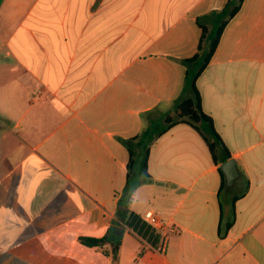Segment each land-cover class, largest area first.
<instances>
[{
  "label": "crops",
  "instance_id": "obj_1",
  "mask_svg": "<svg viewBox=\"0 0 264 264\" xmlns=\"http://www.w3.org/2000/svg\"><path fill=\"white\" fill-rule=\"evenodd\" d=\"M226 1L0 0V264H264V0L242 1L194 83L249 181L226 235L219 165L186 124L153 142L150 181L118 203L122 141L173 114L196 19ZM125 210L164 227L132 232ZM110 230L115 259L80 242Z\"/></svg>",
  "mask_w": 264,
  "mask_h": 264
},
{
  "label": "trees",
  "instance_id": "obj_2",
  "mask_svg": "<svg viewBox=\"0 0 264 264\" xmlns=\"http://www.w3.org/2000/svg\"><path fill=\"white\" fill-rule=\"evenodd\" d=\"M242 1L227 0L221 9L212 10L196 19V25L200 30L196 52L189 59L181 61L185 67V72L181 94L173 104V114L153 116L150 118L148 126L139 135L122 141L126 147L128 159L126 162L125 184L122 196L118 200L121 206L127 207L132 192L140 184L150 181V176L146 172V161L153 142L178 124L188 125L199 135L205 143L214 165L218 166L231 158L220 137L215 132L211 118L202 111L200 97L194 83L208 64L224 27L236 15ZM217 172L220 177L218 190L220 217L217 234L219 238H223L234 222V202L246 194L249 181L245 173L238 168V177L234 180L233 185L226 187L224 176L218 167ZM236 185L240 186V190L233 193ZM221 193L231 195L229 210L226 215L223 214L221 209ZM120 222L128 230L142 236L145 233H154V230L145 224L138 215L128 210L123 212ZM142 230L145 233H142ZM155 238H158L157 234H155ZM80 242L85 247H97L109 243L112 258L115 259L120 245V237L113 235L110 230L108 234L100 239L80 238Z\"/></svg>",
  "mask_w": 264,
  "mask_h": 264
},
{
  "label": "water",
  "instance_id": "obj_3",
  "mask_svg": "<svg viewBox=\"0 0 264 264\" xmlns=\"http://www.w3.org/2000/svg\"><path fill=\"white\" fill-rule=\"evenodd\" d=\"M218 168L220 169V171L224 176L225 186L231 187L234 183V180L238 176V169L235 160L230 158L219 164Z\"/></svg>",
  "mask_w": 264,
  "mask_h": 264
},
{
  "label": "built area",
  "instance_id": "obj_4",
  "mask_svg": "<svg viewBox=\"0 0 264 264\" xmlns=\"http://www.w3.org/2000/svg\"><path fill=\"white\" fill-rule=\"evenodd\" d=\"M142 218L156 231H160L164 227L162 220L151 210L144 211L142 214Z\"/></svg>",
  "mask_w": 264,
  "mask_h": 264
},
{
  "label": "rangeland",
  "instance_id": "obj_5",
  "mask_svg": "<svg viewBox=\"0 0 264 264\" xmlns=\"http://www.w3.org/2000/svg\"><path fill=\"white\" fill-rule=\"evenodd\" d=\"M240 190V186L237 185V187L234 188L233 193H237Z\"/></svg>",
  "mask_w": 264,
  "mask_h": 264
}]
</instances>
